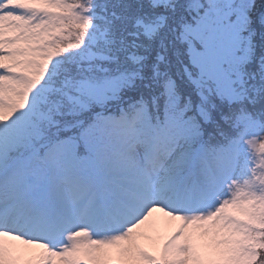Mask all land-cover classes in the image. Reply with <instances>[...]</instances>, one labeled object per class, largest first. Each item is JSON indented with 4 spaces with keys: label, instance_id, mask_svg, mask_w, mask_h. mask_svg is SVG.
<instances>
[{
    "label": "snow or ice",
    "instance_id": "obj_1",
    "mask_svg": "<svg viewBox=\"0 0 264 264\" xmlns=\"http://www.w3.org/2000/svg\"><path fill=\"white\" fill-rule=\"evenodd\" d=\"M0 264H264V0H0Z\"/></svg>",
    "mask_w": 264,
    "mask_h": 264
},
{
    "label": "rangeland",
    "instance_id": "obj_2",
    "mask_svg": "<svg viewBox=\"0 0 264 264\" xmlns=\"http://www.w3.org/2000/svg\"><path fill=\"white\" fill-rule=\"evenodd\" d=\"M155 218L158 222V231H145V235L140 240V243L150 250H152L154 241L167 235L179 223L178 221L170 220V218H164L159 213L155 214Z\"/></svg>",
    "mask_w": 264,
    "mask_h": 264
}]
</instances>
